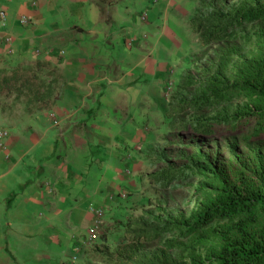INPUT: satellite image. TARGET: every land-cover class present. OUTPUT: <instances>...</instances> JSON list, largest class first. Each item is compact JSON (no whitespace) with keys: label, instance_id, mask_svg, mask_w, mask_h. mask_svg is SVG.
<instances>
[{"label":"crops","instance_id":"crops-1","mask_svg":"<svg viewBox=\"0 0 264 264\" xmlns=\"http://www.w3.org/2000/svg\"><path fill=\"white\" fill-rule=\"evenodd\" d=\"M197 8L0 0V79L34 77L20 91L0 89V264H87L90 209L106 208L107 233L135 203L150 154L170 132L167 88L194 50Z\"/></svg>","mask_w":264,"mask_h":264},{"label":"trees","instance_id":"trees-1","mask_svg":"<svg viewBox=\"0 0 264 264\" xmlns=\"http://www.w3.org/2000/svg\"><path fill=\"white\" fill-rule=\"evenodd\" d=\"M189 25L203 60L173 85L169 130L203 139L244 134L254 148L223 165L200 148L177 166L163 165L165 151L152 152L153 166L163 167L149 184L167 190L199 179L198 204L189 215L169 212L162 205L173 196L165 193L138 215L125 208L88 245L87 264H264V0H200ZM22 75H4L0 89L34 81ZM113 232L122 233L114 245Z\"/></svg>","mask_w":264,"mask_h":264},{"label":"rangeland","instance_id":"rangeland-1","mask_svg":"<svg viewBox=\"0 0 264 264\" xmlns=\"http://www.w3.org/2000/svg\"><path fill=\"white\" fill-rule=\"evenodd\" d=\"M197 1L199 7L200 0ZM190 30L192 32L191 28ZM194 35L195 34L192 32V40L196 38L195 46H192L194 50H192L193 52L192 54H190V59L188 61L185 73L190 72L197 63L202 62L203 60H197L198 58H201L200 54L203 49L200 48L198 38ZM172 92L170 93V96L172 95ZM243 136L244 134L237 136L226 135L217 138L203 139L193 137L191 134L173 133L170 131L168 134L163 136L160 143H157L154 146L152 152L154 154H158L162 151H165L167 155L164 158L163 165L174 164L177 166L182 164L181 158L189 156L192 151L200 148L205 154L208 155V157L210 158L209 162L211 164L223 165L229 161L232 156V153L236 152L237 154H243L244 156H246V153L249 152V149L254 148V144L247 145V142L243 140ZM261 150L264 153V148ZM150 158V162L148 163L149 166L145 169L146 174L142 177V189L137 194H135V203L131 205L132 208H135V215L140 214L144 209L156 206L157 200L161 198V195L165 193L168 195L172 194L173 196V200L168 199L167 203L162 205L165 210L170 212L171 209H175L179 214L181 213L189 215L190 211L196 207L200 200L198 195H196V188L200 185L201 180L195 179L193 181H187L185 183L176 185L175 189H171L174 187L171 186L167 190H161L159 187L149 184L148 175L155 172V170H160L163 165L153 166L152 160L155 159L153 155ZM151 203L153 204L152 207L151 205H149ZM106 217L109 218V214L106 213L105 218ZM121 234H116L114 232L113 234L110 233L108 234L109 237L107 238V240L112 245H114L117 241L118 236H120Z\"/></svg>","mask_w":264,"mask_h":264},{"label":"built area","instance_id":"built-area-1","mask_svg":"<svg viewBox=\"0 0 264 264\" xmlns=\"http://www.w3.org/2000/svg\"><path fill=\"white\" fill-rule=\"evenodd\" d=\"M0 17L5 20L6 19V14L1 11L0 12ZM142 19H146V15L144 14L142 16ZM22 22L24 24H28L30 22L29 18H22ZM6 43L9 44V49H8V53L9 54H12L13 53V49L10 47V38H7L6 39ZM173 90V83L172 81L168 84V88H167V91L169 93V96H170V93L172 92ZM7 132L6 131H0V139L1 138H4L7 136ZM44 187V190H46L47 192H52V188L51 186L49 185V183H45L43 185ZM91 212H92V220H91V224L88 228V233H87V236H86V239H85V242L84 244L86 246L92 244L93 242H95L99 235L101 234V231L103 229V226H104V221H105V216H106V213H107V210L105 207L103 206H97V207H92L91 209ZM65 264H74L73 261H68L66 262Z\"/></svg>","mask_w":264,"mask_h":264}]
</instances>
